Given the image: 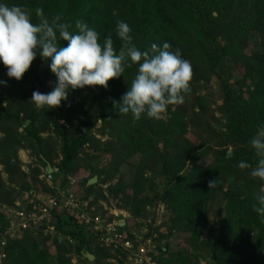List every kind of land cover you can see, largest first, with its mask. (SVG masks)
I'll list each match as a JSON object with an SVG mask.
<instances>
[{"label":"trees","instance_id":"1","mask_svg":"<svg viewBox=\"0 0 264 264\" xmlns=\"http://www.w3.org/2000/svg\"><path fill=\"white\" fill-rule=\"evenodd\" d=\"M0 3L24 6L32 13L33 23L39 22L35 9L42 8L45 17L59 15L74 32L75 21L83 20L100 33L101 43L111 34L117 51L121 41L116 36V21L123 20L142 51L167 42L173 50L181 49L194 72L191 95L182 106H170L166 119L144 116L133 123L131 114L118 115L113 100L119 101L128 90L136 65L110 80L107 89L69 90L60 107L37 110L30 99L43 59L37 54L20 81L9 78L0 62V81L6 82V86L0 84V207L7 209L0 211V249L6 241V258L1 264H76L73 256L85 257L87 252L95 256L96 264H109V258L128 262L126 252L106 247L91 225L67 211H55L42 228L23 230L20 237L8 234L12 218L7 212L16 207L24 192L29 194L26 206L31 207L30 200L40 204L35 195L57 196L81 170L89 174L78 179L86 211L102 201H115L118 210L145 226L142 242L126 229L128 221L123 217L106 211L101 216L124 222L118 228L135 249L151 240L157 251L151 255L157 264H193L186 254L189 250L196 261L207 251L206 264H264V219L253 210L254 193L264 188V182L252 178L251 169L238 167L240 161L256 165L249 141L264 124V0ZM58 45L65 47L67 41L58 39ZM48 64L50 60L45 61V93L52 91L56 81ZM213 84L222 105L221 119L211 126L204 118L213 103ZM22 119L30 120V125L23 128ZM190 131L198 145L188 139ZM20 151L29 152L32 158L29 172L23 170ZM229 152H233L231 157ZM98 161L106 162L100 170L93 165ZM47 164L54 170L51 183ZM125 165L132 171L128 183L121 174ZM95 176L98 183L90 186ZM211 180H217L212 189ZM158 181L162 190L149 200ZM217 198L224 202V215L215 228L207 217ZM175 237H181L185 245L171 249Z\"/></svg>","mask_w":264,"mask_h":264},{"label":"clouds","instance_id":"2","mask_svg":"<svg viewBox=\"0 0 264 264\" xmlns=\"http://www.w3.org/2000/svg\"><path fill=\"white\" fill-rule=\"evenodd\" d=\"M38 23L24 6L0 3V62L7 68L9 78L22 80L37 57L50 60L56 81L52 91H33L30 101L37 110L58 108L68 99L69 90L109 86V81L121 77L126 68L137 66L128 90L119 101L113 100L118 115L131 114L133 123L146 116L161 120L170 106H182L190 97L194 76L191 62L183 58L180 48L172 49L165 42L162 47L152 44L142 51L134 42L132 29L123 20L116 21V36L121 41L117 51L112 35L100 42V33L83 20L70 23L59 15L44 16L42 8L35 9ZM58 39L67 46L58 45ZM0 84L6 86L5 81ZM257 157L256 165L240 161V169H251L250 176L264 182V124L258 127L249 141ZM217 180L209 181L215 188ZM253 210L264 219V188L254 193Z\"/></svg>","mask_w":264,"mask_h":264},{"label":"built area","instance_id":"3","mask_svg":"<svg viewBox=\"0 0 264 264\" xmlns=\"http://www.w3.org/2000/svg\"><path fill=\"white\" fill-rule=\"evenodd\" d=\"M47 180L51 183L53 180L52 174H47ZM40 204H35L34 200L29 201L31 207L26 206L24 202L17 201L16 207L10 209L11 223L8 229V234L11 238L20 237V233L27 229L42 228L43 223L50 218L55 212L59 211L60 207L72 215L78 217L83 223L91 225L93 229L99 233L101 242L108 248L114 251L123 250L128 255V261L132 264H157L152 257L153 249L146 250L141 244L135 249L134 243L127 239L126 235L121 233L117 220L108 221L101 214L95 213L92 208L91 212H87L86 208L80 203L79 199L70 192L59 191L57 196L45 198L42 194L35 195ZM49 230L54 231V227ZM151 244V240H148ZM6 241L3 240L0 249V264L6 258L4 247ZM137 262V263H135Z\"/></svg>","mask_w":264,"mask_h":264},{"label":"rangeland","instance_id":"4","mask_svg":"<svg viewBox=\"0 0 264 264\" xmlns=\"http://www.w3.org/2000/svg\"><path fill=\"white\" fill-rule=\"evenodd\" d=\"M212 89V88H211ZM218 92V88L216 84H213V89L211 90L212 93V101L213 103L210 105V107L208 108V113L207 116L204 118V120L208 123H210L211 126H213L214 124H216V122L221 119V113L219 112V106L222 105V100L219 97V95L217 94ZM206 94V93H205ZM192 116V115H190ZM168 114L166 113L163 118H167ZM188 139H190L194 144L198 145L199 144V140L197 139V137L195 135H193V133L190 131V133H188ZM19 157L21 159V161L23 162V170L26 172H29V165L32 163V158L29 155V152L27 151H20L19 152ZM211 159H208V162H210ZM106 164L105 161H98V162H94V168L96 170H100L103 168V166ZM121 174L124 177L125 181L128 183V181H130V178L132 176V171L130 170V167L125 165L121 168ZM88 172H85L83 170H81V172L78 174V176L76 177V179H73L70 181V183L67 185L66 189H60L59 191L61 192H70L72 194L75 195L76 198L79 199L80 203L83 205H85V207H87V203H83L82 202V196L84 195V189L83 187H81L80 185V179L84 178V177H88ZM3 177L5 180H7V175L3 174ZM79 179V180H78ZM61 177L58 178V184L60 185L61 182ZM164 183V181H163ZM158 185H160L161 187H159ZM105 191V188H103ZM161 189L162 190V184L160 181H158L153 189V191L149 192V200H152L155 193L158 192V190ZM29 198V194L28 193H23L22 197L19 198V201L24 202L27 201V199ZM95 209V213L100 214V213H104V211L110 213L111 215H114L115 217H123L124 219H126L128 221V227L126 229H128L133 235H135L136 239L138 242H142V239L146 233V228L143 225H139L138 222L132 220V218L130 217V214L127 213L126 211L123 210H118L117 208V203L113 200L109 201V203L102 201L100 205H97L95 207H93ZM160 209V208H159ZM154 210V209H153ZM0 211H7V209L5 207H0ZM64 211H67L66 209H64L63 206L60 207V210L58 212L63 213ZM158 212V211H157ZM8 213V217H11L10 211L7 212ZM69 213V212H68ZM72 215V214H71ZM224 215V202L222 201L221 198H217L210 207L209 213H208V223L211 227H215L218 228L221 222V219ZM51 231V230H50ZM163 234H166L167 231L165 229L162 230ZM142 248L148 250H152L156 253V248L153 242H151V244L149 242H143L141 244ZM184 246V240H182L181 237H175L170 241V248L174 249L178 246ZM186 254L191 258L192 263L193 264H206V258L208 257V252L207 251H203L202 252V256L199 259V261H196L193 257V252L192 250H189L186 252ZM95 261V260H94ZM94 261H87L86 257H77V256H73V262L76 264H96ZM107 263L109 264H132L130 261L126 262V263H121V261L119 259H107L106 260ZM137 263V262H135Z\"/></svg>","mask_w":264,"mask_h":264},{"label":"water","instance_id":"5","mask_svg":"<svg viewBox=\"0 0 264 264\" xmlns=\"http://www.w3.org/2000/svg\"><path fill=\"white\" fill-rule=\"evenodd\" d=\"M47 86H48V82H47V78L45 76V60L43 59L41 65H40V68H39V73H38V75L35 78L34 91L39 90L40 92L45 93ZM30 123H31L30 120L22 119L23 128L28 127L30 125ZM232 155H233V152H229L228 156L231 157ZM46 173L47 174H52L53 173V168L51 167L50 164H47ZM97 183H98V177L95 176L94 178H92L89 181L88 184L91 186V185H95ZM119 224L122 227L125 225L124 222H120ZM85 257L90 262L95 260V256L90 254V253H88V252L85 254Z\"/></svg>","mask_w":264,"mask_h":264},{"label":"crops","instance_id":"6","mask_svg":"<svg viewBox=\"0 0 264 264\" xmlns=\"http://www.w3.org/2000/svg\"><path fill=\"white\" fill-rule=\"evenodd\" d=\"M54 171V170H53Z\"/></svg>","mask_w":264,"mask_h":264}]
</instances>
